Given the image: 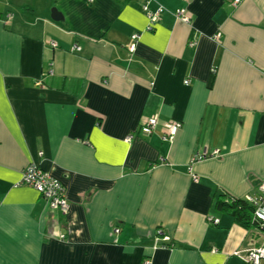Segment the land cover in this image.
Wrapping results in <instances>:
<instances>
[{"label": "crops", "instance_id": "1", "mask_svg": "<svg viewBox=\"0 0 264 264\" xmlns=\"http://www.w3.org/2000/svg\"><path fill=\"white\" fill-rule=\"evenodd\" d=\"M30 164L68 213L19 184ZM262 179L264 0H0V264H249L264 229L216 202Z\"/></svg>", "mask_w": 264, "mask_h": 264}, {"label": "built area", "instance_id": "2", "mask_svg": "<svg viewBox=\"0 0 264 264\" xmlns=\"http://www.w3.org/2000/svg\"><path fill=\"white\" fill-rule=\"evenodd\" d=\"M236 2L240 0H235ZM145 9L148 11L149 15V25L148 29H153L154 21L158 17V12L160 10H163V8L160 6V9L158 12L153 13V11H149V8L145 6ZM176 17L181 19L182 21H190V15L189 13L184 9L180 8L176 12ZM139 38V34L136 33L132 35V43L130 44V49L134 50L136 47L137 40ZM218 39V36H216ZM190 45H196V42L193 40L189 43ZM212 72L215 73L216 69L213 68ZM189 81L186 80V83ZM38 84H41V81L37 82ZM158 125V120L156 117H150L144 123L141 124L140 132L143 134H150ZM181 122L174 121L170 122L166 125V131L164 133V139H172L174 136L178 133V130L181 127ZM127 139H130V137H127ZM217 152L213 151L212 153L204 151L199 153L198 155H195L192 159V161H200L204 160L210 157H216ZM162 162H165V159H161ZM197 178L196 176L194 177ZM19 184H25L28 186L33 187L38 191L46 200L50 208L52 209H60L64 213H68L70 210V203L66 198V187L62 183L61 180L56 178L52 175V173L46 169H44L42 166L37 164H30L28 165L23 171H22V178L19 182ZM249 200L258 201L260 203V208L257 211L258 218L264 221V179H262L260 185H259V195L255 198H248ZM218 221L217 219H214V222ZM118 230V229H117ZM119 231V230H118ZM159 234H164L162 229L158 230ZM163 238L168 242L169 244H172L170 241L169 235H163ZM262 259H264V246L252 248L248 251V254L244 258V260L249 264H261ZM143 264H151L150 260H145Z\"/></svg>", "mask_w": 264, "mask_h": 264}, {"label": "trees", "instance_id": "3", "mask_svg": "<svg viewBox=\"0 0 264 264\" xmlns=\"http://www.w3.org/2000/svg\"><path fill=\"white\" fill-rule=\"evenodd\" d=\"M212 83L213 77H211L210 79V86L212 85ZM221 196H224V198L220 197L216 202V207L219 210L225 211L230 214L234 218V220L242 226H245L247 228L254 226L260 229H264V221L258 218L257 215V211L261 206L258 201H251L247 198L235 197L229 193H223Z\"/></svg>", "mask_w": 264, "mask_h": 264}, {"label": "water", "instance_id": "4", "mask_svg": "<svg viewBox=\"0 0 264 264\" xmlns=\"http://www.w3.org/2000/svg\"><path fill=\"white\" fill-rule=\"evenodd\" d=\"M51 17L55 20H59V19H62V15L61 13L57 10V9H53L52 10V13H51Z\"/></svg>", "mask_w": 264, "mask_h": 264}]
</instances>
